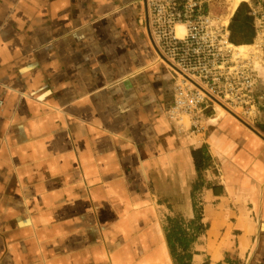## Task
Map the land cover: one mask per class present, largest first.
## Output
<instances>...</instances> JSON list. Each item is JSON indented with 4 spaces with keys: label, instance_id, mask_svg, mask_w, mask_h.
<instances>
[{
    "label": "crops",
    "instance_id": "1",
    "mask_svg": "<svg viewBox=\"0 0 264 264\" xmlns=\"http://www.w3.org/2000/svg\"><path fill=\"white\" fill-rule=\"evenodd\" d=\"M174 78L139 0H0V264H175L182 230L189 264H264V92L191 134Z\"/></svg>",
    "mask_w": 264,
    "mask_h": 264
},
{
    "label": "built area",
    "instance_id": "2",
    "mask_svg": "<svg viewBox=\"0 0 264 264\" xmlns=\"http://www.w3.org/2000/svg\"><path fill=\"white\" fill-rule=\"evenodd\" d=\"M139 1L152 51L175 77L168 118L186 119L191 134L202 131L206 102L239 120L252 118L253 56L240 57L225 27L204 13L206 0ZM256 30L255 53L264 65V14L257 16Z\"/></svg>",
    "mask_w": 264,
    "mask_h": 264
},
{
    "label": "rangeland",
    "instance_id": "3",
    "mask_svg": "<svg viewBox=\"0 0 264 264\" xmlns=\"http://www.w3.org/2000/svg\"><path fill=\"white\" fill-rule=\"evenodd\" d=\"M204 13L208 15L216 25H223L228 36L232 33L234 34L237 43L233 44L239 51L241 58H248L251 54L253 56L249 68L252 70L254 79L251 91L254 117L255 112L258 110V105H260L258 103L260 93L264 92V88L262 87V84L264 85V65L259 63L256 55L258 53H255L256 51L259 52L255 45V42L257 43L259 38L256 30V18L258 15L264 14V0H206ZM246 19L248 21H245ZM240 26L244 27V32L243 34L239 33L237 35L236 32ZM240 46L243 48L239 49ZM216 108L222 114H227L219 107L216 106ZM184 121L187 122L186 119H184Z\"/></svg>",
    "mask_w": 264,
    "mask_h": 264
},
{
    "label": "trees",
    "instance_id": "4",
    "mask_svg": "<svg viewBox=\"0 0 264 264\" xmlns=\"http://www.w3.org/2000/svg\"><path fill=\"white\" fill-rule=\"evenodd\" d=\"M245 21H248L247 19ZM244 30V27L243 26H240L239 29L237 30L236 34L238 35L239 33H242L243 34V31ZM234 32V31H233ZM229 41L232 42V43H237V40H236V37L234 36V34L232 33L231 35H229ZM177 223V222H176ZM196 223V219L191 221V224H195ZM194 235L196 233V230H197V226L194 225ZM196 227V229H195ZM186 234L184 233V231L182 230L180 232V236H179V246L178 247H175V245L173 244V238H175V235H172V238H171V235L170 234H167V241L170 245V250H171V253H172V256L174 257L175 259V264H189L188 262H186L184 260L183 257H181L182 253H185L186 249H187V246H186V241H185V238L184 237ZM190 237V236H189Z\"/></svg>",
    "mask_w": 264,
    "mask_h": 264
},
{
    "label": "bare ground",
    "instance_id": "5",
    "mask_svg": "<svg viewBox=\"0 0 264 264\" xmlns=\"http://www.w3.org/2000/svg\"><path fill=\"white\" fill-rule=\"evenodd\" d=\"M235 5H236V4H235ZM178 32L180 33V28H178ZM242 48H243V47H241V46L239 47V49H242ZM244 48H245V47H244Z\"/></svg>",
    "mask_w": 264,
    "mask_h": 264
}]
</instances>
